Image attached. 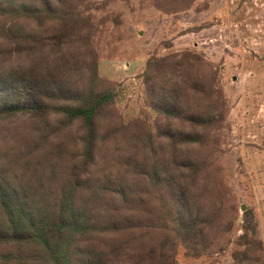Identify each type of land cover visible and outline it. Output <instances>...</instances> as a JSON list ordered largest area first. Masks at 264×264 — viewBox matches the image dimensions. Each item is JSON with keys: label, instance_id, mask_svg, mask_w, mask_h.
I'll list each match as a JSON object with an SVG mask.
<instances>
[{"label": "rangeland", "instance_id": "rangeland-1", "mask_svg": "<svg viewBox=\"0 0 264 264\" xmlns=\"http://www.w3.org/2000/svg\"><path fill=\"white\" fill-rule=\"evenodd\" d=\"M72 10L79 27H87L76 37L85 39L84 46L72 41L68 31L61 46L53 39L32 54L8 53L0 73L37 74L76 88L90 84L95 66V91L112 90L115 98L99 120L93 161L78 165L83 160L77 123L63 125L55 115L45 122L17 114L0 121V186L9 183L43 214L48 204L65 202L76 174L82 180L75 192L80 206L90 194L83 181L89 179L96 188L107 176L111 187L122 180L138 185L141 177L129 173V166L144 160L151 165L154 154L171 160L178 149L203 168L189 188L198 192L215 223L208 247L184 244L161 223L156 230L141 226L99 234L90 244L111 257L108 264H135L152 249L158 264H164L159 255L171 240L176 247L170 264H264V0H76ZM60 26L58 19L43 26L32 23L47 37L58 36ZM171 77L182 86L185 80L186 110L202 114L216 108L219 120L204 130L203 144L172 148L158 137L177 124L194 130L184 122H168L151 106L159 85ZM192 82L205 91H191ZM109 127L116 130L103 140ZM72 161L75 173L69 169ZM169 168L177 175L172 162ZM143 217L156 220L150 214Z\"/></svg>", "mask_w": 264, "mask_h": 264}, {"label": "trees", "instance_id": "trees-1", "mask_svg": "<svg viewBox=\"0 0 264 264\" xmlns=\"http://www.w3.org/2000/svg\"><path fill=\"white\" fill-rule=\"evenodd\" d=\"M34 1L0 0V17L4 20L0 25V62L12 51L32 54L37 47H44L53 39L61 46L68 31L73 32L72 41L85 45V39L76 38L78 34L86 33L87 28L79 27L78 14L72 10L76 0H44L41 6L34 4ZM55 19L61 25L57 30L58 36H42L40 30L32 27V23L43 26L47 20ZM49 28L53 29V26ZM81 50L80 47L78 51ZM159 64L160 68L165 66ZM95 69V66L90 68V84L76 88H69L56 79L37 74L13 70L8 75L0 73V121L23 114L44 118L45 122L51 115L60 116L66 126L77 123L82 129L79 141L82 149L80 158L83 160H78V165L86 167L87 163L93 161V149L99 138V120L115 98L112 90L95 91ZM183 84L180 85L176 77L162 81L157 89L156 100L151 102L152 108L159 111L160 115L164 114L168 122L177 120L180 121L179 125L184 122L194 129L192 132L181 130L178 124L174 129H161L159 139L172 148L203 144L204 130L219 120L216 108H206L202 114L186 110L183 101L189 103L190 99L185 96L188 90L184 79ZM192 84L191 91H205L197 82ZM111 128H108L109 132L103 140L113 134L111 130H116L115 127ZM149 141L152 142L151 138ZM178 151L175 149L171 160L167 156L157 159L154 154L151 165H147L144 160L143 163L135 161L134 166H129V173L135 171L133 174L141 177L138 185L133 182L125 184L121 179L117 187H111L113 181L107 176L99 179L100 184L96 188L91 186L89 179L83 181L86 182L84 189L90 194L80 206L75 192L82 180L76 174L74 182L70 184V193L67 194L69 199H65L62 204H48L47 213L43 214L34 207L36 204L33 201L19 197L18 191L4 182L0 186V264H31L26 263L29 260H34L33 264H108L111 257L107 258L100 248L90 244L93 236L141 226L156 230L160 228V223L172 231L176 238H181L184 244L189 242L195 247H208V243L213 240L208 237V233L215 223L205 213L198 192L189 188L193 177L203 168ZM170 162L177 168V175L170 172ZM75 167L72 161L69 169L74 172ZM82 171H79V175ZM147 197L152 206H149ZM36 213L40 215L37 218ZM145 214H150L156 220L145 219ZM210 233L213 234V231ZM173 243L171 240V247L159 255L165 258L164 264H170L176 247ZM13 249L16 251L13 252ZM148 260L151 264L159 263L156 250L152 249L147 255L140 256L135 264H140V261L149 264Z\"/></svg>", "mask_w": 264, "mask_h": 264}, {"label": "water", "instance_id": "water-1", "mask_svg": "<svg viewBox=\"0 0 264 264\" xmlns=\"http://www.w3.org/2000/svg\"><path fill=\"white\" fill-rule=\"evenodd\" d=\"M241 210H242V211H244V210H245V208H243V207H242V208H241Z\"/></svg>", "mask_w": 264, "mask_h": 264}]
</instances>
